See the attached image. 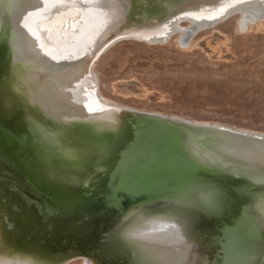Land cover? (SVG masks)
Returning a JSON list of instances; mask_svg holds the SVG:
<instances>
[{
    "label": "water",
    "instance_id": "1",
    "mask_svg": "<svg viewBox=\"0 0 264 264\" xmlns=\"http://www.w3.org/2000/svg\"><path fill=\"white\" fill-rule=\"evenodd\" d=\"M15 1L0 0V264H264V161L241 155L263 136L95 94L60 110L115 41L215 0H112L75 56L44 65L19 58Z\"/></svg>",
    "mask_w": 264,
    "mask_h": 264
},
{
    "label": "rangeland",
    "instance_id": "2",
    "mask_svg": "<svg viewBox=\"0 0 264 264\" xmlns=\"http://www.w3.org/2000/svg\"><path fill=\"white\" fill-rule=\"evenodd\" d=\"M237 16L199 31L189 48L178 33L162 44L115 43L95 61L101 93L138 110L264 132V20L238 32Z\"/></svg>",
    "mask_w": 264,
    "mask_h": 264
},
{
    "label": "bare ground",
    "instance_id": "3",
    "mask_svg": "<svg viewBox=\"0 0 264 264\" xmlns=\"http://www.w3.org/2000/svg\"><path fill=\"white\" fill-rule=\"evenodd\" d=\"M104 1L16 0L14 2V19L19 58L26 59L33 64L44 65L53 63L58 59L75 56L78 49L84 45L88 38L98 30L103 21L114 11L115 7L112 0ZM212 3L201 7L198 11L179 16L170 21L165 26L163 33L168 35L169 32L178 31L177 42L180 48H189L193 42V37L199 31L213 27V24H218L236 13H238V16L235 30L238 32H247L253 26L262 24L264 20V0H215ZM203 19L213 20L209 22ZM182 22L185 24H182ZM165 35L152 38L150 36L128 37L117 40L114 44L122 40L162 44L167 39ZM98 57L90 66L88 78L79 76L77 81L71 85L70 102L65 103L64 107L60 108L61 111L63 110L62 113H71L72 103H77L80 99L87 102V99L90 100L94 94L104 103L128 107L106 98L101 93L98 85V75L94 68ZM53 79L55 88L63 91L66 89V81L58 76ZM213 124L264 137V132L238 129L218 123ZM241 155L264 161V146L259 151L245 152L241 153ZM165 235L167 236L166 233ZM155 247L159 256L174 253L166 243H157ZM77 260L80 261V264H88L84 259L73 261ZM73 261L66 264H70Z\"/></svg>",
    "mask_w": 264,
    "mask_h": 264
}]
</instances>
